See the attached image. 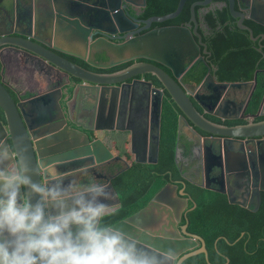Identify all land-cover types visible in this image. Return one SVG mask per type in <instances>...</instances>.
I'll return each mask as SVG.
<instances>
[{
	"label": "water",
	"instance_id": "95a60500",
	"mask_svg": "<svg viewBox=\"0 0 264 264\" xmlns=\"http://www.w3.org/2000/svg\"><path fill=\"white\" fill-rule=\"evenodd\" d=\"M185 1L178 0L172 12L139 19L136 9L145 7L146 0H0V21H5L4 30L0 31V55L3 50L13 49L25 58L24 62L29 57L54 70V73L42 72L37 75V85L42 90L34 94L14 92L15 98L0 77V140H7L9 144L15 142L14 147L19 148L21 155L29 160L39 162L43 159L57 163L60 171L67 176L87 168L91 174L108 183L113 193V199L108 203L114 208L120 206V198L112 179L127 169L131 162L158 161L164 90L182 113L177 138L180 137V121L183 118L187 124L190 122L194 127L212 134L211 137H203V141L208 139L217 144L220 137L230 141L243 138L245 144H253L261 149L264 143V119L234 125L209 121L195 109L187 95H192L194 91L182 84V71H176L184 58H188L187 66L195 62L201 45L206 52V45L201 42L196 28L193 31L190 29V21L196 22V3L207 5L208 2L201 0L193 3L190 6V20L185 25H164L146 31L152 21L163 22L178 16ZM56 37L63 39L71 48L58 46ZM68 56L97 69H108L133 59L145 58L166 66L172 75L150 61H138L122 69L105 72L89 69ZM143 73L155 76L163 88L136 78ZM59 74L66 76V81L60 80ZM206 78L211 81L212 75L207 73ZM137 83L148 86L149 91L159 98L156 111L151 113L150 118L148 116V123L137 125L142 137V145L137 147L141 156L134 148L136 130L130 124V115L126 116V126L118 124V105L123 99V90L129 86L131 101H134L141 93ZM215 85L222 88L239 86L238 83L228 82ZM226 101L231 105L227 109H232L234 101ZM198 103L211 111L202 102ZM132 108L133 104L130 110ZM142 117L136 118V124ZM115 130L130 134V162L120 153L114 154L105 143L104 137ZM214 149L205 144L203 150L200 149L201 153L194 152L192 162L203 175L198 174L202 177L199 181L192 178L187 180L227 194L231 203L243 206L232 199L224 188V180L219 181L221 188L209 184L210 169L217 171L222 168V159L212 162L206 154L207 150L214 153ZM183 150L176 145L174 159L177 166ZM115 161L123 162V167L114 173L104 174L97 170ZM250 167L253 170V184L257 187L253 192L256 200L253 210H256L261 203V191H264V153L258 168L252 162ZM227 170L228 173L235 169ZM230 174L232 181L234 174ZM180 183L182 187L178 188L177 182H167L144 207L114 223L138 236L145 246L173 253V264H181L198 253H204L207 257L204 239L187 231V223L179 225L189 200L186 183Z\"/></svg>",
	"mask_w": 264,
	"mask_h": 264
},
{
	"label": "flooded vegetation",
	"instance_id": "af4514ba",
	"mask_svg": "<svg viewBox=\"0 0 264 264\" xmlns=\"http://www.w3.org/2000/svg\"><path fill=\"white\" fill-rule=\"evenodd\" d=\"M187 1L188 0H186L185 3ZM198 1L201 0H190V6ZM205 1L208 2L207 5H201L196 3V5L194 6L196 22L193 23L192 21H190L191 23L190 29L193 31L194 28H196V32H198L200 35L201 42L204 43V45H206V52L203 51L204 47L203 45H201L200 53L196 57L195 62L193 64L187 66L188 58H184L182 65L176 67L177 72L182 71L181 72L182 84L190 87L194 91L192 95L189 94L187 95L189 96L195 109L206 119L214 123H218L222 125H234V124L246 123L248 121L261 120L258 119V117L264 116V93L259 103V106L255 111H248V107L251 103L252 95H253L251 93V90L257 83V79H256L257 75L260 77L264 76V0H205ZM146 6H147V0H146ZM144 8L145 7H141V8L139 7L136 9L137 18L139 19L145 18L141 16ZM220 13L224 14L223 18H221ZM152 16L155 15H146V19ZM190 16H191V12H190ZM189 20L190 17L188 20L179 24H163L164 21L163 22L152 21L150 27L147 28L146 31L148 29H153L164 25H185L187 22H189ZM260 22H262L263 24ZM3 23L5 24V21H0V31L4 30ZM244 26H246L247 28H245ZM219 35H223L225 41L230 44V47L227 50H225L226 64L224 66H221L220 63H218V57L214 56L213 51L208 49L207 47L208 44L213 45L215 39ZM8 50L10 49L4 50L7 51L6 58L8 59L10 65L12 64L11 66H13V68L18 69V65L15 64L16 61L13 59L11 53L8 52ZM2 53L3 51L1 52V55ZM251 55H254L255 57H257V59L255 60L256 63H254L255 67L253 69V78L246 79L245 76H246V69L248 68L247 65L252 62V61L249 62ZM105 59L106 58H104V60ZM98 60H100L99 57ZM138 61L153 62L154 64L160 66L168 73H170V75H172L170 69L167 68L166 66L156 61L145 58H138L127 61L128 64L126 66ZM197 62L200 63L198 64ZM201 65L206 66V72L201 78V80L199 82H196L195 81L196 74H194V72H192L191 70L194 66H195L194 70H196L199 67H201ZM89 66L90 65H88V67ZM91 67L92 66H90L89 69H91ZM124 67H121L119 69H122ZM35 68L47 74L50 73L49 68H44V66H41V64L38 63L33 64L31 67L24 68L26 71L21 75V77H24L23 80L21 81V84L23 85L27 84L30 88L23 91V93L25 94H30V92L34 94L42 90L37 86L36 78H34L33 76ZM207 73H210L212 75L211 81L206 78ZM0 75H1V66H0ZM59 75H60V80L66 81L67 78L66 76H64L63 74H59ZM136 78L144 81H150L153 84V86H156L159 89L163 88L160 82H159L160 84L157 83L158 81L157 78L149 73H143L137 75ZM226 82L238 83L239 86L222 88L221 86L215 85ZM138 85L141 92L139 93L138 97L136 99L134 98L133 99L134 101H131V96H130L131 88L129 86L125 87L123 90V99L118 105L119 126L122 125L126 126V124H128V119L126 118V116L130 115L131 118L130 124L131 126L135 127L136 139H135L134 148L136 150H138L137 147L142 145V137L140 136L141 131L139 127H137V125L140 123L142 126H144L146 123H148V116L150 118L151 113L152 112L154 113L156 111V106L159 100L157 94L149 91L148 86H144L140 84ZM212 93L214 94L211 95ZM167 94L168 93L164 90V95L161 100V109H162L163 99L167 97ZM13 96L14 98L16 97L15 94ZM215 98L216 100H214ZM226 99L234 101L233 104L230 102L233 105V108L230 110L227 109V106L228 105L231 106V105L228 104ZM171 101L174 103L172 99ZM198 101L202 102L205 105V107H208L211 111L205 110L198 103ZM131 104H133L132 110H130ZM175 107L176 109L178 108L176 104ZM218 113L222 115L230 116L231 118H222L217 115ZM181 114H182L181 111L178 109L177 132H178L179 116ZM140 117H142V119L138 120L136 124V118H140ZM180 129H181L180 137L177 138L176 145H179V147L184 148V150L181 154L182 157L178 158V166L175 163L179 171L180 177L173 180V182L178 183V188L182 187L180 183L182 181H184L185 183L191 182L187 180L188 178H192L196 181L202 179V177H200L198 174L200 173L201 175H203V173L201 170L195 167V164L192 162V157L193 155H195L194 152L201 153V151L203 150V146L205 144L211 145L212 148H215L214 153L207 150L206 154L210 157L212 162L217 160L221 161L222 159V165H221L222 168L218 169L217 171H214L213 168L210 169V171L208 172L209 184L211 186L221 188V184L219 181L220 179L224 180V184H225L224 188H226V190L230 193L232 199L238 201L239 203L241 202L242 204H244L243 207L253 210L256 204V200L253 195L254 194L253 192L257 190V187L253 184V178H252L253 170L250 167V162H252L255 165V168L256 167L258 168L260 158L264 153V143L262 144V148L259 149L253 144H245L243 138H237L235 141H230L225 137H220L219 141L216 142L219 145L215 144L214 142L208 139L203 141L202 140L203 137H208V136L211 137L212 134L204 132L203 130L194 127L190 122L189 124H187L183 118L180 121ZM112 132L113 134L115 133L114 136H112V140L114 144L118 145L120 149L122 148V150H120L119 153L129 154L131 149V139L129 132L119 131V130L117 131L115 130ZM147 143L149 144L148 141ZM190 150H192V152ZM139 154L140 156L142 155L140 151ZM122 167L123 165H121L117 170L121 169ZM227 168H229L228 170L235 169L230 171L234 174V178H235L232 181L230 180L232 179L233 176L230 174V172L228 173L226 172ZM185 191H186V187H185ZM225 195L229 201L228 195L227 194ZM189 204H190V200H188V206L185 209V214L190 208L194 207V206L190 207ZM234 204H238V203H234ZM238 205L242 206L241 204ZM181 221L179 225H183Z\"/></svg>",
	"mask_w": 264,
	"mask_h": 264
},
{
	"label": "clouds",
	"instance_id": "9594fccd",
	"mask_svg": "<svg viewBox=\"0 0 264 264\" xmlns=\"http://www.w3.org/2000/svg\"><path fill=\"white\" fill-rule=\"evenodd\" d=\"M0 140V264H173L111 220L106 181L29 160Z\"/></svg>",
	"mask_w": 264,
	"mask_h": 264
},
{
	"label": "trees",
	"instance_id": "16d2710c",
	"mask_svg": "<svg viewBox=\"0 0 264 264\" xmlns=\"http://www.w3.org/2000/svg\"><path fill=\"white\" fill-rule=\"evenodd\" d=\"M178 0H147L142 17L162 15L175 10ZM221 18L224 17L220 13ZM190 17V0L178 16L166 20L163 24H179ZM208 49L218 57L221 66L226 64L225 50L230 44L223 35H219ZM69 57V56H68ZM69 59L88 67L84 61ZM257 57L251 55L246 69V79L253 78V69ZM202 62V61H201ZM198 64L200 62H197ZM128 64L123 63L108 69L96 71L111 72ZM90 68V66L88 67ZM192 72L199 82L206 72V66ZM256 87L248 111H255L264 93V76L257 75ZM158 84L159 81H157ZM13 94V91H11ZM14 95V94H13ZM1 111V110H0ZM177 114L175 104L169 94L163 99L161 109L159 154L156 163L131 162L130 166L112 179V185L120 198L117 213L111 218L113 223L133 214L144 207L154 194L167 182L180 177L175 165V145L177 142ZM3 116V115H1ZM259 116L258 119H263ZM130 162L129 154L126 155ZM182 185V184H181ZM186 191L192 207L182 217V224L187 223V231L200 235L205 241L207 257L198 253L186 258L181 264H264V191L261 192V204L255 211L228 201L225 194L186 182Z\"/></svg>",
	"mask_w": 264,
	"mask_h": 264
},
{
	"label": "crops",
	"instance_id": "0c3cea01",
	"mask_svg": "<svg viewBox=\"0 0 264 264\" xmlns=\"http://www.w3.org/2000/svg\"><path fill=\"white\" fill-rule=\"evenodd\" d=\"M55 43L65 49H70L71 47L66 45L65 41L61 39L60 37L55 38ZM6 52L3 50L2 55L0 56V66H1V78L4 80V82L7 83V85L14 91V92H23L26 89H30L29 86L21 84V81L23 80L24 77H21L22 73H24L26 70L24 68L31 67L33 64H41V66H44V68H49L50 73H54V70L51 69L50 67L44 65L43 63L37 61L36 59L32 58H27L26 62H24V57L20 56V53L15 52L13 49L8 50V52L11 53L13 59L16 61L15 64L18 65V69L13 68V66L10 65L8 59L6 58ZM23 69V70H22ZM23 71V72H22ZM39 73H42V71L38 70L35 68L34 70V78L37 77ZM25 80V79H24ZM23 86V87H21ZM38 86V85H37ZM16 87V88H15ZM40 87V85L38 86ZM83 121V120H82ZM115 134V133H114ZM113 132H108L106 137H104L106 145L109 147V149L114 153L117 154L119 153L120 147L116 144H114L112 140V136H114ZM122 157L127 160L128 158L125 156V154H121ZM123 165V162L121 161H115L110 163L109 165L102 166L98 168L97 170L101 171L102 173L106 174L107 172L109 173H114L117 171V169Z\"/></svg>",
	"mask_w": 264,
	"mask_h": 264
},
{
	"label": "rangeland",
	"instance_id": "374dc122",
	"mask_svg": "<svg viewBox=\"0 0 264 264\" xmlns=\"http://www.w3.org/2000/svg\"><path fill=\"white\" fill-rule=\"evenodd\" d=\"M16 88V87H15Z\"/></svg>",
	"mask_w": 264,
	"mask_h": 264
}]
</instances>
